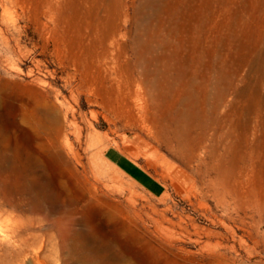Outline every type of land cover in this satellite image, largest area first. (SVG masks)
I'll list each match as a JSON object with an SVG mask.
<instances>
[{
	"label": "rangeland",
	"instance_id": "obj_1",
	"mask_svg": "<svg viewBox=\"0 0 264 264\" xmlns=\"http://www.w3.org/2000/svg\"><path fill=\"white\" fill-rule=\"evenodd\" d=\"M1 1L0 264H83L80 253L93 251L112 264H127L120 255L128 264H264V196L231 199L237 188L264 189V0H56L45 27L12 25ZM39 11L29 19L45 20ZM46 93L85 115L82 148L99 134L126 189L94 187L90 169L116 185L118 172L65 165L44 140L14 132L13 106ZM86 96L112 109L118 98L121 118ZM139 112L166 138L151 140L157 151L136 141L148 138ZM24 149L34 150L31 164ZM80 150L88 162L94 148ZM123 165L162 184L161 194ZM14 216L25 227L17 242L2 235Z\"/></svg>",
	"mask_w": 264,
	"mask_h": 264
},
{
	"label": "bare ground",
	"instance_id": "obj_2",
	"mask_svg": "<svg viewBox=\"0 0 264 264\" xmlns=\"http://www.w3.org/2000/svg\"><path fill=\"white\" fill-rule=\"evenodd\" d=\"M1 2L4 4L3 13L9 17L10 22L14 26H17L18 23H20L23 19H26V24L33 22L39 27H45L47 26V20L53 18L54 10L56 9V0H2ZM41 4L45 5L46 7V9L42 12L39 11V7ZM29 7L32 8L33 11L36 13L39 11L40 14H43L46 17V19L43 20L37 17L33 21L30 20L29 16L27 15V12H29L30 9ZM11 9L14 10L11 11ZM13 12L16 14L13 15ZM108 82L109 85L113 88L112 91H114V95H117L116 97H118V93L119 95L122 94V91L118 89V81L115 78H110ZM225 94V89H221L218 93L221 98L224 97ZM124 96L125 94L121 96V99ZM69 98L74 99V95L72 94V92ZM69 98L67 96L62 95L61 99H59L57 93H46L40 98L35 99L34 102H22L16 103L15 105L13 104L14 106L10 113V116L12 125L14 126L13 129L16 130L14 132H17L20 136L25 138V142L29 144L36 141V139L44 140L45 143H47V145L49 146V148L53 150L54 153L57 155V158L65 165H69V158H72L75 164L80 166L84 171H87V169H90L89 167L94 165L95 168H97L98 171H100L101 173L103 172V169H106L108 171L115 170L116 172H118V185H116L102 178V174H97L92 169H90L93 179L92 184L94 187L102 188L105 190L116 189L118 191L126 189L125 184L127 182L123 180V172L117 169V167L108 159V157L105 156L106 152L109 149V146L106 147L103 145V139L99 134L95 133L93 135H87V140L83 142L85 143V147L82 148L83 144L81 142V122L85 120V115L75 110L73 105L70 104ZM5 100L6 96L1 91L0 84V103H3ZM85 100L88 104H98L103 110L108 109L109 111H111L112 115L117 119L121 118L122 116L120 115V112H118V98L116 100L117 106L114 109H112L113 106H107L104 103V100L99 101L95 97L93 98L90 96H86ZM122 101H124L128 106V100ZM128 110L131 111L132 106H128ZM91 113L94 114V112ZM138 114L139 115L137 116L139 117L140 129L144 131L146 135H148V138H144L141 135H137L136 141L140 143L141 147H147L150 151H157V147H155L151 143V140L166 141L164 134L160 132L155 133L154 131H152L151 127L142 121V116L140 112ZM105 118L110 122L114 121L106 116ZM71 136H74V140L71 139ZM136 141L134 143H136ZM112 146L125 153L128 157H133L136 154V152L129 146L126 145L120 147L116 141H112L110 143V147ZM92 148H94V152H92L90 157H88V162H84L80 149H82L83 152H87L88 149ZM24 152L27 159L30 160L31 164L34 150L24 149ZM26 187L27 184L22 183L19 187L18 192H25L24 190ZM127 190L129 191V194L125 196L124 199L127 202L134 204V192L130 189ZM260 194L264 196V189L252 191L237 188L235 189V193H232L234 197H231V199L232 203H235L237 205L243 199L250 200L251 197L253 198L252 200H258L257 198ZM227 203H229V201H227ZM5 211L6 209L3 206H0V215H2ZM24 230L25 227L23 226L22 219L19 216H16L11 226H9L8 231L10 234L2 235L4 236V238H9L10 241L12 239L14 242H17L18 240H22ZM93 252L94 253L91 254L88 252L80 253V260H82L83 264H112V262L109 261L108 257L103 253L99 251ZM120 261H125L127 262V264L129 263L127 259L121 255L120 257L118 256V262Z\"/></svg>",
	"mask_w": 264,
	"mask_h": 264
},
{
	"label": "crops",
	"instance_id": "obj_3",
	"mask_svg": "<svg viewBox=\"0 0 264 264\" xmlns=\"http://www.w3.org/2000/svg\"><path fill=\"white\" fill-rule=\"evenodd\" d=\"M114 164L118 166V161L112 160ZM122 170L133 180H135L138 184L143 186L146 190H148L153 195L161 194L162 192V184L155 182L154 180L148 178L143 172H138L135 168L122 166Z\"/></svg>",
	"mask_w": 264,
	"mask_h": 264
}]
</instances>
